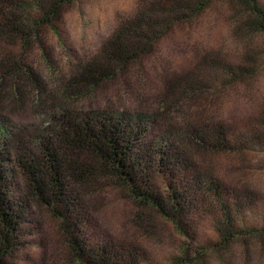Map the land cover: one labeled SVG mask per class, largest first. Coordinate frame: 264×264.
Instances as JSON below:
<instances>
[{
    "label": "rangeland",
    "instance_id": "obj_1",
    "mask_svg": "<svg viewBox=\"0 0 264 264\" xmlns=\"http://www.w3.org/2000/svg\"><path fill=\"white\" fill-rule=\"evenodd\" d=\"M260 1L264 4V0ZM139 3L140 0H73L56 25L42 26L31 44L0 41V114L34 135L50 131L49 116L55 103L67 104L78 113L100 110L160 115L161 127L171 132L191 124L198 116L216 119L229 127L264 124V33L237 30L240 7L233 0H212L190 21L171 27L151 51L117 68L105 80L71 81L79 66L101 58L103 44L119 22L137 11ZM213 56L233 69L246 68L248 72L245 76L239 75V70L234 72L241 78L238 80L212 72L217 80L204 81L208 87L195 86L199 91L194 92L193 78L201 82L208 79L204 73H209L202 67L211 63ZM22 66H32L40 74L42 92L33 90L31 81L24 82L26 69H20ZM174 81L183 94L175 98L172 107L173 113L179 111L177 117L162 109L161 104V96L169 94L168 83ZM16 83L24 92L18 100L13 98ZM173 88L176 91L174 85ZM165 110L167 114L162 115ZM193 160L197 170H209L225 186L251 192L258 200V208L248 211L247 219L254 216L256 222L262 223L264 145L254 144L237 152L198 153ZM83 162L100 170L99 177L80 188L92 231L98 238L133 244L144 251L146 260L141 264H264V236L212 248V242L218 240L213 215L192 217V225L184 220L183 233L150 208L137 206L106 166L93 158ZM17 184L21 192L26 190L23 178H18ZM31 211L37 225H29L27 249L7 262L80 264L51 210L36 204ZM191 242H199L203 254L194 255V262L186 263L183 258Z\"/></svg>",
    "mask_w": 264,
    "mask_h": 264
},
{
    "label": "trees",
    "instance_id": "obj_2",
    "mask_svg": "<svg viewBox=\"0 0 264 264\" xmlns=\"http://www.w3.org/2000/svg\"><path fill=\"white\" fill-rule=\"evenodd\" d=\"M72 1L0 0V41L31 44L42 26L56 25ZM211 1L140 0L137 11L119 22L103 44L101 58L79 66L71 81L105 80L117 68L151 51L171 27L190 21ZM233 1L240 7V23L234 18V26L239 23L237 30L264 33V4L260 0ZM210 61L202 67L208 71V75L204 73L208 79L201 82L193 78L194 92L199 91L195 86L208 87L204 81L217 80L212 72L232 75L236 80L248 72L246 68L233 69L215 56ZM20 69H26V84L31 81L33 90H44L43 80L32 66ZM176 83H168L169 94L161 96L162 109L175 117L180 115L172 110L175 98L183 95ZM15 85L12 97L18 100L24 92L18 83ZM160 118L144 112L78 113L67 104L55 103L49 116L50 131L34 135L0 114V264H17L7 261L27 249L25 236L37 225L31 211L36 204L46 206L59 219L65 242L80 264H141L146 260L145 252L135 245L107 241L92 231L80 188L99 177L100 170L83 162L86 158L106 166L137 206L150 208L183 233L184 220L192 225V217L213 215L218 240L212 242V248L264 236V219L260 218L261 224L254 216L247 219L248 211L258 208L257 198L246 190L225 186L209 170H197L193 160L198 153L237 152L254 144L264 145V124L229 127L198 116L171 132L163 130ZM18 178L24 179V192L18 187ZM196 243L191 242L184 255L186 263L203 254L202 246Z\"/></svg>",
    "mask_w": 264,
    "mask_h": 264
}]
</instances>
